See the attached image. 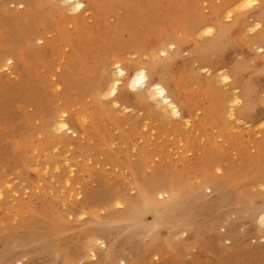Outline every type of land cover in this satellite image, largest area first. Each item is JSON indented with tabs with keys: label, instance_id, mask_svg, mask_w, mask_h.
Instances as JSON below:
<instances>
[{
	"label": "rangeland",
	"instance_id": "1",
	"mask_svg": "<svg viewBox=\"0 0 264 264\" xmlns=\"http://www.w3.org/2000/svg\"><path fill=\"white\" fill-rule=\"evenodd\" d=\"M112 1L115 5L103 11L107 0H98L87 15L56 11L51 6L49 18L38 24V29L33 19L22 21V7L9 5L0 12V56L9 46L17 48L27 61L24 68L22 64L19 66L20 72L0 70V254L8 248L23 264H67V261L102 264L98 256L78 257L77 253L84 232L96 228L105 230V226L108 230L111 215L120 217L110 232L114 233L113 241L121 247L119 259L112 264H129L127 258L135 262L154 238L165 243L189 238V232L175 236L168 223L157 222L158 215L169 220L165 210L168 204L164 201L167 195H158L157 207L148 212L138 202L135 190L138 185H142L144 192L157 194V188L148 185L151 176L161 180L163 176L178 174L179 181L187 187L183 191L200 190L207 201L198 205L199 213L209 210L211 215L224 213L229 219H235L264 208L261 119L244 120L247 123L231 119L221 122L211 111L217 109L220 94L229 98L230 88L206 78L203 71L201 76L206 80L194 73L183 75L185 90L198 108L191 127L185 128L174 120L156 121L147 113L144 116L133 111L124 114L106 105L103 99L95 106L97 114L88 113L87 140L78 135L72 138V146L71 141L64 140L59 143L61 147L51 149L55 142L49 141L42 131L45 117L52 108L83 106L88 109L92 105L89 95L74 87L80 67H84L86 77H90L94 72L90 64L96 67L94 57L104 54L105 50L120 58L136 59L140 54H126L121 44H131L132 50H139L137 47L141 45L148 48L153 45L158 31L164 34L168 31L160 25L175 0H168L170 4L160 0L157 6L146 0ZM206 1L201 2L204 13L196 11L197 15H208ZM39 33L43 40H37ZM250 34L254 32L242 27L243 37L248 38ZM98 36L105 38V42L98 44ZM82 47L91 54L86 56ZM39 51L43 53L40 56ZM186 55L180 53V57ZM233 56L231 50L230 57ZM146 59L145 56L143 60ZM195 64L189 65L196 68ZM86 82L84 79L83 83ZM81 94L84 97H80ZM80 98L83 103L78 105ZM261 102L260 118L264 117V100ZM218 120L220 123L216 124ZM213 124L216 127L212 128ZM92 129L105 138L104 144L91 134ZM20 153L28 156L21 163ZM132 170L134 178L129 176ZM229 180L239 184V191L224 185ZM207 181L223 184L219 196L206 188ZM232 192L252 199L246 208L249 214L245 208V214H236L234 210L238 209L233 205L221 204L216 208L213 204L221 195ZM171 196L177 198L174 194ZM118 201L123 204H116ZM132 202L140 206L137 210L142 222L139 224L132 219L123 220ZM180 204L176 206L181 207ZM73 207H76L74 211ZM240 222L236 233H249L246 243L236 245L239 235L233 241L225 239L227 228L222 226L218 229L219 236L224 238L222 245L210 233L204 239L207 248L193 246L179 253L174 247L164 256H155L148 250L146 262L138 264H264V252H258L260 246L264 247V238H254L255 221ZM171 237L174 238L171 240ZM32 241L35 245L31 249L29 242ZM96 244L100 251L105 249L100 241ZM252 252L253 255H248Z\"/></svg>",
	"mask_w": 264,
	"mask_h": 264
},
{
	"label": "bare ground",
	"instance_id": "2",
	"mask_svg": "<svg viewBox=\"0 0 264 264\" xmlns=\"http://www.w3.org/2000/svg\"><path fill=\"white\" fill-rule=\"evenodd\" d=\"M159 1L146 0L145 2H153L154 6H157ZM167 2L168 4L171 3L168 0ZM201 2L202 0H175L174 3L172 2L174 5L169 7L166 20L160 25L168 28V31L166 34L158 31L151 47L147 48L141 45L140 48L137 47L139 50H132L131 44H121L126 54H140L136 59H128V56L120 58L117 56L118 54L105 50L104 54L94 57L96 67L90 64V67L94 69L90 77H86V69L80 67V76L77 77L78 81L74 87L78 92L88 94L92 100V105L88 109L83 106L76 109L65 108V106H54L52 108L51 113L45 117L42 131L49 141L55 142L51 149L57 146L61 147L59 143L64 140L71 141L70 146H72L74 136L79 135L78 138L87 140L88 113L97 114L98 111L95 106L103 99L106 101V105H110L124 114L133 111L144 116L147 113L156 121L162 119L174 120L182 123L185 128L191 127L198 108L195 101L191 99L192 96H188L185 90L186 87L183 83L185 72L201 76L203 71L206 78L215 79L217 83L225 84L230 88L229 98L225 99L223 94H220V99L216 100L218 101L215 106L217 109L211 111L212 114H216L218 118H221V122H226L229 119L236 122H245L244 120L259 121L261 119V125H264V117H259V107L262 108L263 102L261 101L264 100V51H261V49H264V0H220L219 3H216L215 0H208L206 1L209 8L208 15H197L196 11L203 12ZM250 2L251 6H246ZM76 3H80L84 7L73 11ZM97 4L98 0H0V12L9 5L17 8L23 5L24 11L22 14L24 16L22 21L25 23L27 20L33 19L38 29V24H43L49 18L48 14L50 15L51 6L56 11L62 9L71 14L87 15V12L95 8ZM114 5L112 0H107L103 11ZM22 26L26 29L25 25ZM242 27L247 32H254V34H250L248 38L243 37L241 35ZM260 28L261 30H259ZM95 29L97 28L95 27ZM40 35L37 40L44 39L42 34ZM35 40L36 38L33 41ZM96 42L98 44L104 43L105 38L98 36ZM16 49L13 47L10 49L9 46L4 49L10 55L8 57V53H2L0 56V70L5 69L17 73L20 72L19 66L21 64L24 68V63H27V61L19 55ZM231 50L234 51L233 57H230ZM255 50L257 53H254ZM81 51L86 53V56L91 54V51H86L83 47ZM161 53L164 54L161 55ZM180 53H187V55L180 57ZM42 54L39 51L37 55ZM145 56L147 59L144 61ZM237 57H240V59H237ZM190 63H196L197 67L189 65ZM116 65H119V70ZM121 72H123V75H120ZM140 72L144 73V80L141 84L133 87V81ZM201 77L205 78L204 76ZM84 79L87 80L85 84L83 83ZM211 84H214V82H211ZM157 85L164 93L162 97L156 92ZM80 97H84V95L81 94ZM82 103L83 99L80 98L77 104L81 105ZM173 109L176 110L178 115H173ZM105 114L108 117L107 111H105ZM219 123V120L216 121V124ZM61 124H64L65 127L61 128ZM214 127H216L215 124L212 128ZM91 134L100 143L104 144L105 138L96 129H92ZM52 137L55 141L51 139ZM19 155L18 160L20 163L22 160L28 159L25 153ZM24 166L27 167L28 165ZM214 168L218 169L217 166H214ZM129 176L134 178V170L130 172ZM150 178L148 185L157 188V194L150 191L144 192L142 185H138L135 189L138 193V202L143 204L148 212L157 207L158 203L155 198L158 195H167L164 201L168 204L165 210L169 220L166 216L158 215L157 219L159 221L157 222L168 223L167 225L170 226L175 236L185 235L188 232L191 236L180 242L173 240L168 243L154 238L150 245L143 249L142 257L135 258V262H131L125 257L122 258L129 264L145 263L146 259L144 258L148 250L153 251L152 254H155V256H160V254L164 256L168 250L174 247L179 253H183V251L193 246L207 248L204 239L206 234L210 233L222 245L221 242L224 238L219 236L220 232L218 230L222 226L227 228L225 239L233 241L234 237L239 235L236 245L246 243L249 233L243 235L236 233L238 223L246 219L255 221L256 232H253L255 233L254 238H264V224H261V217H264V208L249 214L246 208L249 207L247 204L252 199L247 195L243 196L232 192L230 195H221L213 202L216 208L221 204H229L238 209L234 210V213L245 214L243 212L245 208L249 214L245 218L237 216L235 219H229L224 213L217 216L211 215L209 210L206 212L200 211L199 213L198 205L206 202L207 199L203 198L200 190L183 191L187 187L179 181L178 174L163 176L161 180H158L156 176ZM207 182L209 184L206 185V188L212 189L219 196L220 192L223 191L221 189L223 184L220 181ZM134 183L137 184L136 179H134ZM225 184L230 185L233 190L239 191V184L235 180L224 182ZM171 194L176 195L177 198H173ZM262 200L264 201V198ZM179 202L181 207L176 206ZM116 204L123 203L118 201ZM214 205L211 206V210ZM139 207L137 203L132 202L123 220L132 219L135 224L141 223L140 211L137 210ZM186 207H188L187 210ZM75 208L73 207L72 211ZM118 216H110L107 222L109 223L108 230L105 226V230L96 228L90 232L85 231L82 235L83 240L81 239L82 243L77 256L83 254L85 257L98 256L102 264H112L111 262L117 261L121 247L113 241L114 233L110 231L113 230V225H117V218H120ZM199 217H202V219L200 220ZM146 227L148 226L146 225ZM137 238L139 237L137 236ZM172 238L174 237H171V240ZM96 241H100L104 245L105 249L103 251H100L101 249L98 248ZM29 243L30 247L35 245L34 241ZM3 252V254H0V264H23L22 259H16L12 256V250L7 248ZM258 252H264V247L260 246ZM253 254L252 252L248 255ZM65 260H68V258H65ZM72 262L67 261V264H72Z\"/></svg>",
	"mask_w": 264,
	"mask_h": 264
},
{
	"label": "snow or ice",
	"instance_id": "3",
	"mask_svg": "<svg viewBox=\"0 0 264 264\" xmlns=\"http://www.w3.org/2000/svg\"><path fill=\"white\" fill-rule=\"evenodd\" d=\"M246 6H251V2L246 5ZM21 7H23V5H21ZM84 5L80 4V3H76L75 6L73 7V11H77L81 8H83ZM209 31H211L209 29ZM261 51H264V49H261ZM164 53H161V55H163ZM9 63H11V61H9ZM117 69L119 70V65H116ZM120 75H123V72L120 73ZM144 80V73L143 72H140L138 74V76L136 77V79L133 81V87H135L136 85H139L142 83V81ZM156 92L157 94H159L161 97L164 95L162 89L157 85L156 87ZM113 94H114V90H113ZM165 103H167V101H165ZM238 103V101H237ZM173 115H178V113L176 112L175 109H173ZM61 128H64L65 125L64 124H61L60 125ZM262 127H264V125H262ZM261 224H264V217H261Z\"/></svg>",
	"mask_w": 264,
	"mask_h": 264
}]
</instances>
